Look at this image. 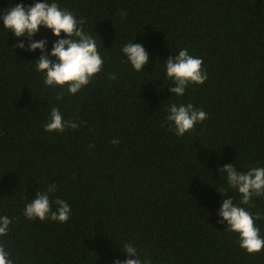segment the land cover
I'll use <instances>...</instances> for the list:
<instances>
[{
	"label": "trees",
	"instance_id": "trees-1",
	"mask_svg": "<svg viewBox=\"0 0 264 264\" xmlns=\"http://www.w3.org/2000/svg\"><path fill=\"white\" fill-rule=\"evenodd\" d=\"M34 2L0 0V14ZM52 2L85 21L104 64L76 94L46 86L35 67L40 50L27 51L28 40L0 21V216L12 221L0 245L13 264L135 259L126 243L150 264H264V249L247 254L217 222L229 196L264 216V197L240 205L235 189L217 191L227 188L218 166L264 167V0ZM32 39H46L50 51L58 38L40 26ZM20 40L25 49L14 47ZM130 42L149 54L143 71L121 51ZM185 48L203 60L207 79L177 97L165 60ZM173 103L208 119L177 137L165 121ZM52 107L80 126L45 132ZM51 184L53 210L57 198L66 201L68 221L26 218L25 205ZM255 225L264 238V219Z\"/></svg>",
	"mask_w": 264,
	"mask_h": 264
},
{
	"label": "clouds",
	"instance_id": "clouds-1",
	"mask_svg": "<svg viewBox=\"0 0 264 264\" xmlns=\"http://www.w3.org/2000/svg\"><path fill=\"white\" fill-rule=\"evenodd\" d=\"M0 21L14 37L28 40L27 51L40 50L41 55L34 61L36 71L44 74L43 83L46 86H59L61 89L66 86L67 93L76 94L102 71L104 60L98 52L96 40L83 29L85 21L77 20L72 12L60 8L56 2L39 0L27 6L17 3L0 14ZM40 26L50 29L52 35L58 38L52 43L50 51H46V39H32ZM61 33L66 38H60ZM14 47L25 49V44L20 40ZM121 51L126 57V62L130 63L135 71H143V66L148 63L149 54L141 44L127 43ZM202 64L203 60L190 55L186 48L179 50L174 56L170 55L165 60L166 78L173 82L169 91L180 97L188 85L203 84L207 79V73L202 70ZM110 79H115V75L110 76ZM61 95L62 93L57 94L56 99L59 100ZM167 113L165 121L169 130L177 137H183L186 132H191L197 123L208 119V114L204 110L194 108L191 103L170 104ZM79 126L72 120H64L60 110L52 107L43 128L45 132H63L66 127L75 130ZM119 142V139L111 141L113 145H118ZM218 171L226 173L227 188L216 190L221 193L227 192L228 188L235 189L240 195V205L254 206L251 203L253 197H264V167L254 166L246 172H241L229 163L218 166ZM55 191V184L49 185L44 192L37 191L35 197L25 205L23 215L29 220L50 219L66 223L71 212L70 206L66 201L57 198L53 210V201L50 200L49 193ZM217 215L220 217L218 223L226 221V229L238 234L239 247L247 254L254 255L264 249V238H261L259 228L255 225L256 220L264 219L259 212L253 214L245 207L237 206L229 196L221 201ZM11 222L7 216H0V236L7 235ZM123 248L128 256L135 259L126 258L122 261L116 259L113 264H150V259L140 258L137 248L132 244L126 243ZM0 264H13L3 245H0Z\"/></svg>",
	"mask_w": 264,
	"mask_h": 264
}]
</instances>
